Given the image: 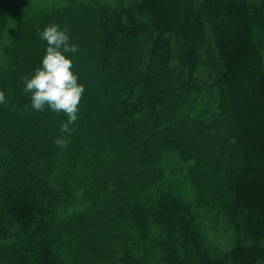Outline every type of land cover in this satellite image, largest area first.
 <instances>
[{"label": "trees", "instance_id": "1", "mask_svg": "<svg viewBox=\"0 0 264 264\" xmlns=\"http://www.w3.org/2000/svg\"><path fill=\"white\" fill-rule=\"evenodd\" d=\"M91 2L100 33L94 59L86 60L85 104L100 139L98 159L112 141L122 147L118 153L130 141L127 166L148 162L164 129L179 145V166L193 161L187 148L204 138L231 140L240 157L228 163L223 190L199 183L186 201L181 192L196 165L142 172L152 182L146 199L117 183L124 222L106 243L109 258L143 264L156 250L161 264L263 262L264 0ZM1 13L0 37L7 29ZM46 47L44 40L27 47L0 77L7 100L0 104V264H96V206L104 202L83 208L56 162L52 131L64 114L34 110L31 93L23 92L24 77L41 66ZM206 89L207 102L192 100ZM205 208L233 231L225 253L209 250L200 225Z\"/></svg>", "mask_w": 264, "mask_h": 264}, {"label": "rangeland", "instance_id": "2", "mask_svg": "<svg viewBox=\"0 0 264 264\" xmlns=\"http://www.w3.org/2000/svg\"><path fill=\"white\" fill-rule=\"evenodd\" d=\"M1 10L2 16L7 21V29L0 37L1 78L5 74L3 72H5L6 64H11L15 55H24L27 53L25 51L27 47H32L34 43L42 41L39 32L49 24H59L62 28L67 26L70 43L79 46L77 53L66 55L73 60L75 66L72 70L78 74L79 83L85 87L80 103V107L84 108L80 109L78 120L70 126L75 128L71 135V142L66 148L60 147L56 162L72 182L73 193L83 208L90 206L95 199L104 202L96 206L100 218V225L96 232L100 252L96 264H113V259L109 258V250L105 246L106 243L109 245L113 243L111 239L119 235L117 234V224L121 221L124 222L122 220L124 218L122 195L114 187L117 183H123L130 194H135L133 196L146 199L152 191V182L142 172L154 171L159 166L165 169L174 166V164L178 172H183L188 164H192L196 165L197 169L193 175L186 177L185 189L181 192L185 201L195 196L194 186L199 183L219 192L223 190L228 163L230 160L235 163L240 161L231 140L225 141L224 144L221 143L222 141L213 142V140L205 138L202 141L195 140L187 148V153L192 154L193 161L191 160L187 164L181 163L179 166L175 161L176 157L178 158L176 153L179 145L177 143L176 145L170 144L169 132L164 129L159 136L157 135V154L155 153L148 162L139 164V161H135L127 166L128 162L125 158H128L127 156L134 150L130 141L125 145L126 152L120 153L118 151L122 147L119 143L114 144L112 141L111 146L101 153L102 155L98 159L97 148L99 145L97 142L100 139H97L99 136L96 133L97 129H90L94 116L90 115V112L88 113L85 104L86 89L88 88L86 86L89 84L86 80V60L94 59L100 33L96 18L97 7L92 4L91 0H0ZM210 96L212 94L206 89L205 92L200 95L194 94L191 98L193 101H198L200 105L207 102ZM61 114L64 113L61 112ZM62 116H59L52 131V134L57 137L67 136L66 133L60 131L61 125L67 122V116L65 114ZM101 140H104L103 135ZM105 182H107V186L103 187ZM202 214L200 225L209 250L221 254L227 252L231 247L233 231L225 217L209 208L202 209ZM136 234L132 229L131 237L136 238ZM128 245H132L131 240L128 241ZM143 264H161L158 261L156 250L149 253ZM256 264H264V261Z\"/></svg>", "mask_w": 264, "mask_h": 264}, {"label": "clouds", "instance_id": "3", "mask_svg": "<svg viewBox=\"0 0 264 264\" xmlns=\"http://www.w3.org/2000/svg\"><path fill=\"white\" fill-rule=\"evenodd\" d=\"M42 40L47 42L45 55L41 59V66L34 70L31 77H24L23 92L31 93V107L39 112L46 108L54 113H64L67 122L61 125V135L54 140L55 145L66 148L71 142V135L75 131L70 127L78 120L80 103L85 87L79 83V76L72 69L74 62L66 54L79 51L77 44L70 43L67 26L49 24L39 32ZM5 92L0 90V104L6 103Z\"/></svg>", "mask_w": 264, "mask_h": 264}]
</instances>
